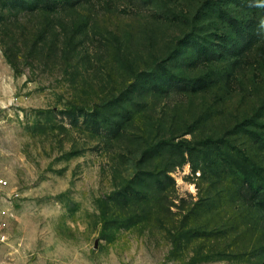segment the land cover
I'll return each mask as SVG.
<instances>
[{
    "label": "rangeland",
    "instance_id": "obj_1",
    "mask_svg": "<svg viewBox=\"0 0 264 264\" xmlns=\"http://www.w3.org/2000/svg\"><path fill=\"white\" fill-rule=\"evenodd\" d=\"M30 1L0 0V264H264V0Z\"/></svg>",
    "mask_w": 264,
    "mask_h": 264
},
{
    "label": "trees",
    "instance_id": "obj_2",
    "mask_svg": "<svg viewBox=\"0 0 264 264\" xmlns=\"http://www.w3.org/2000/svg\"><path fill=\"white\" fill-rule=\"evenodd\" d=\"M69 5H71V2L68 1ZM44 1L43 0H32L30 2L27 3V7H26V11L25 13H37V12H44L46 11L45 9L47 8L46 5H44ZM65 4H61V6H64ZM50 9H48L49 11ZM51 11H53L51 9ZM254 36L250 42V45L248 46V48L246 49V51L244 52V57L245 58H250V59H255L258 56L259 52L264 53V11L261 9H257L254 12ZM31 32V31H30ZM37 33V34H36ZM36 33L33 34V38H35L36 41V35H37V41H40V50L44 51L45 49H43L41 47V45L45 46L46 49L47 47H49V51L53 52V48L50 47V42L54 45L57 44L56 38L55 36H51L49 37V40L47 41L48 38L43 39L42 36L47 34L49 35V33H47V31H45V29L40 31H36ZM31 36V33H30ZM32 42V44L34 46H36V43L39 42ZM8 51L5 49L4 50V55L6 57V59L9 61V63L12 65V67L14 68L15 72L17 74H21V70L19 69L18 63L16 62V60H13L11 58V56L9 55ZM48 51V52H49ZM176 96H179V89H177L176 87H171L166 94V98L168 99V101H172ZM240 197L241 200L243 201V203L245 205H251V203L254 200H258L259 202H261L264 199V191L261 189V187H253V186H245L242 187L241 191H240Z\"/></svg>",
    "mask_w": 264,
    "mask_h": 264
},
{
    "label": "built area",
    "instance_id": "obj_3",
    "mask_svg": "<svg viewBox=\"0 0 264 264\" xmlns=\"http://www.w3.org/2000/svg\"><path fill=\"white\" fill-rule=\"evenodd\" d=\"M9 188H10V182H9L8 179H7L3 174H1V172H0V197L3 196V195H5ZM1 214H2V216H4V217L7 216V214H6L5 211H2ZM5 221H7V220H5ZM2 226H3L4 228H6V227H7V222H3V223H2ZM1 236H2V237H1L2 240L4 241V240L6 239L5 234H2Z\"/></svg>",
    "mask_w": 264,
    "mask_h": 264
}]
</instances>
